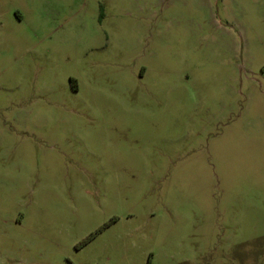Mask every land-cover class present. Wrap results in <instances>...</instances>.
Wrapping results in <instances>:
<instances>
[{
	"label": "rangeland",
	"instance_id": "374dc122",
	"mask_svg": "<svg viewBox=\"0 0 264 264\" xmlns=\"http://www.w3.org/2000/svg\"><path fill=\"white\" fill-rule=\"evenodd\" d=\"M0 264H264V0H0Z\"/></svg>",
	"mask_w": 264,
	"mask_h": 264
}]
</instances>
